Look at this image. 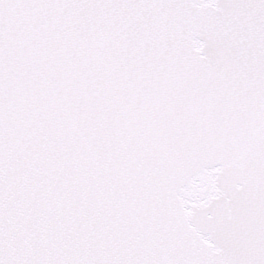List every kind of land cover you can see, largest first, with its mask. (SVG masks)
Returning a JSON list of instances; mask_svg holds the SVG:
<instances>
[{"label":"snow or ice","instance_id":"1","mask_svg":"<svg viewBox=\"0 0 264 264\" xmlns=\"http://www.w3.org/2000/svg\"><path fill=\"white\" fill-rule=\"evenodd\" d=\"M0 264H264V0H0Z\"/></svg>","mask_w":264,"mask_h":264}]
</instances>
